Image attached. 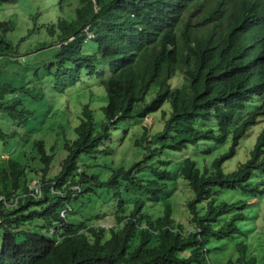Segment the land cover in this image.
<instances>
[{
    "label": "clouds",
    "instance_id": "clouds-1",
    "mask_svg": "<svg viewBox=\"0 0 264 264\" xmlns=\"http://www.w3.org/2000/svg\"><path fill=\"white\" fill-rule=\"evenodd\" d=\"M21 1L0 0V7L18 6ZM25 1L26 9L15 8L13 15L0 22V45L5 47V55H0V83L15 81L14 94L8 98L18 100L20 104L23 103L21 91L27 76L44 66L62 47L76 41H81L84 47L94 45L98 28L102 26L115 45L113 50L101 55L105 67L99 71L103 74L102 81L98 78L91 85L75 83L76 90H83L79 98L71 88L55 92L52 94L54 107L62 117L55 120L52 130L46 122L33 127L40 129L36 137L44 136L47 150L57 132V153L62 158L66 154L62 149L64 140H68V136L72 143L77 137L72 130L78 124L81 107L75 102L87 106L96 118L105 119L108 114L114 115L110 123L123 120L116 125L119 127L118 139L112 141L109 154L79 153L75 156L79 161L77 180L81 177L93 179L102 173L101 179L109 181L100 186L102 191L105 187L111 194H117L118 189L123 191L128 186L124 173L131 175L137 164H148L147 152L153 149L158 136L161 139L166 129L170 130L179 119L191 115L197 100H206L221 110H229V104L240 108L237 122L219 134L225 137L219 142L221 144L210 139L201 142L199 147L209 155L204 158L210 162L218 161L224 174L231 175L253 160L252 153L262 142L264 127L252 147L245 149L241 141L247 134L257 136L258 130H250L264 124V116H259L261 111L252 120L247 119L261 105L264 107V0ZM85 5L92 10L91 22L72 31L63 29L61 23H73L76 11ZM18 24L22 26L21 36L16 43H11L6 35L13 33ZM23 45L27 47L24 52L21 51ZM46 50L51 52L44 54ZM115 91L125 93L124 101ZM64 99L72 101L73 105L66 107ZM154 116L163 122L161 129L151 125L152 119L156 120ZM0 120L5 123V135L8 134L0 142V166L8 160L21 163V155H29L28 146L22 143L15 129L8 126L1 110ZM65 123L66 132L61 130ZM185 129V125L179 129L180 138ZM4 146L8 148L5 151L1 149ZM245 153L246 158L239 160ZM55 163L59 161L49 165L51 176L41 172L29 174L31 178L25 189L13 193L8 201L0 195V203L13 208L20 200L41 201L44 195L54 197V218L44 231L56 240L66 237L67 230L78 237L89 228L101 227L105 231L114 228L117 225V213L112 206L115 196L112 200L102 201L101 194L96 195L97 190H90L83 184L69 181L65 186H59L52 176L59 169ZM119 168L124 170L120 173ZM261 185L260 181L259 188H264ZM211 195H216L218 203L222 201L234 206L233 213L220 218L234 217V212L244 203L257 210L262 200L223 187L215 188ZM180 196H184L187 203L191 200V188L179 184L169 197L172 219L176 212L175 201ZM251 200L256 203H249ZM142 212L155 213L154 204L152 209ZM109 220L111 224H105ZM33 237L41 238L40 235Z\"/></svg>",
    "mask_w": 264,
    "mask_h": 264
},
{
    "label": "trees",
    "instance_id": "trees-1",
    "mask_svg": "<svg viewBox=\"0 0 264 264\" xmlns=\"http://www.w3.org/2000/svg\"><path fill=\"white\" fill-rule=\"evenodd\" d=\"M92 18L90 6L85 5L76 11L73 23L61 25L72 31L91 22ZM98 29L94 45L84 47L81 41L68 44L44 66L29 74L21 91L23 103L8 98L14 94V88L0 83V110L8 126L13 127L22 143L28 146L29 152L28 156L21 155V163L1 162L0 195L8 201L13 193L25 189L31 178L29 174L41 172L51 176L49 165L59 161L55 163L59 169L52 174L59 186L63 187L69 181L83 184L90 190H97L96 195L101 194L102 201L112 200L115 196L112 206L117 213V225L109 231L101 227L89 228L78 237L67 230L66 237L56 240L44 231L54 218V197L44 195L41 201L20 200L13 208L0 203V264H205L206 261V264H264V206L261 207L264 188H259L260 181L264 187V132L262 142L252 153L253 160L245 163L234 175L224 174L218 161L206 160L204 156L209 155L199 147L206 139L218 143L225 140L219 134L237 122L239 106L229 104V110H221L206 100H197L191 115L179 119L170 130L166 129L161 139L158 136L153 149L147 152L149 163L137 164L131 175L124 173L128 186L123 191L118 189L117 194H111L106 187L103 191L100 189L101 185L109 184L101 179L102 173L93 179L81 177L77 180L79 161L75 156L79 153L109 154L113 128L119 131L116 125L123 120L110 123L114 115L108 114L105 119L96 118L87 106L75 102L81 107L78 124L72 130L77 137L72 143L68 136V140H64V157H58L57 132L48 150L44 136L36 137L40 129H33L35 125L46 122L52 130L55 120L62 117L54 107L55 97L51 93L71 88L79 98L83 90H76L75 83L91 85L98 78L102 81L103 74L99 71L105 67L101 55L113 50L115 45L103 26ZM0 55H5L2 45ZM115 93L124 101L126 95L123 91ZM259 111V116H264L263 105L247 119L252 120ZM66 125L61 127L64 132ZM183 125L186 129L180 138L178 131ZM7 137L8 134L0 129V142ZM117 170L121 173L124 169ZM179 184L192 190L191 200H187L185 208L189 215L186 224L193 227L191 231H184L183 222L177 224L171 217L168 199ZM217 187L237 189L262 200L257 210L244 203L234 212V217L220 218L233 213L234 206L222 201L218 203L216 195H211ZM153 204L155 213L142 212L143 209H152ZM161 207L162 211L159 210ZM36 235L41 238L33 237ZM260 237L263 239H257ZM253 244L258 247H252ZM229 245L233 246L231 250Z\"/></svg>",
    "mask_w": 264,
    "mask_h": 264
},
{
    "label": "rangeland",
    "instance_id": "rangeland-1",
    "mask_svg": "<svg viewBox=\"0 0 264 264\" xmlns=\"http://www.w3.org/2000/svg\"><path fill=\"white\" fill-rule=\"evenodd\" d=\"M15 8H22V9H26L27 8V3H26V1L25 0H22L20 3H19V5L18 6H9V5H2L1 7H0V22L1 21H5V20H7L8 19V16L9 15H13V13H14V9ZM19 11H21V10H18V12ZM43 18H44V16H43ZM21 33H22V26L20 25V24H18L17 25V27H16V29H15V31L13 32V33H8L7 35H6V38L11 42V43H16L18 40H19V37L21 36ZM25 48H27V47H24V45L23 46H21V51L22 52H24V50H25ZM51 51L50 50H46V51H44V54H49ZM31 59V58H30ZM29 59V60H30ZM52 81V80H51ZM4 82H6V81H4ZM11 86H15L14 85V83H15V81H13V82H8ZM58 87H60V84H58ZM51 94H54V93H51ZM11 96H13L12 94H11ZM64 103H65V105H66V107H69V106H71V105H73V102L72 101H70V100H68V101H66L65 99H64ZM154 117H156V120H155V122H154V118L152 119V121L150 122L151 123V125L154 127V128H156V129H161L162 128V124H163V122L159 119V117L158 116H154ZM264 127V124H259V125H257V126H255V127H253L251 130H250V132H254L255 130H258V135L257 136H254V135H245L243 138H242V141L241 142H243L245 145H244V148L245 149H247L248 147H252V145L254 144V142L256 141V139L260 136V132H261V130H262V128ZM0 129L1 130H3V131H5V123H4V121L3 120H0ZM118 129L117 128H113V138H112V141L113 142H116L117 141V139H118ZM129 136H131V134H128ZM3 151H5V150H7L8 148H7V146H4V147H2L1 148ZM246 158V153L245 154H243V155H241V157L239 158V160H244ZM128 159V158H127ZM130 159V158H129ZM55 170V169H54ZM106 201V200H105ZM186 202H185V197L184 196H180V197H178L177 199H176V201H175V204H174V209H176V212H175V215H174V219L177 221V222H183V224H182V227H183V230L184 231H191L192 229H193V227L191 226V225H189V224H186V221H188L189 219L187 218V217H189V215H188V213L186 212V204H185ZM249 203H252V204H254V203H256V200H251V201H249ZM253 218H254V216H253ZM251 220H252V217H251ZM105 224H107V225H110L111 224V220H109V221H107V222H105ZM243 227H244V230H246V226H245V222H244V225H243ZM257 239H260V240H262L263 238L262 237H260V238H257ZM255 240V239H254ZM253 240V241H254ZM252 247H255V248H257L258 246L257 245H255V244H253V246ZM229 248H230V250L233 248V246L232 245H229Z\"/></svg>",
    "mask_w": 264,
    "mask_h": 264
}]
</instances>
